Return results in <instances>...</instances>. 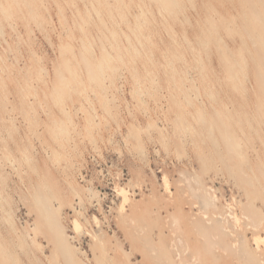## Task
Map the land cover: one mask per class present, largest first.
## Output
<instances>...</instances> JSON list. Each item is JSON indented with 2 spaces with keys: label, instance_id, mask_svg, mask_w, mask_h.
I'll return each instance as SVG.
<instances>
[{
  "label": "rangeland",
  "instance_id": "1",
  "mask_svg": "<svg viewBox=\"0 0 264 264\" xmlns=\"http://www.w3.org/2000/svg\"><path fill=\"white\" fill-rule=\"evenodd\" d=\"M0 202V264H264V0H0Z\"/></svg>",
  "mask_w": 264,
  "mask_h": 264
},
{
  "label": "bare ground",
  "instance_id": "2",
  "mask_svg": "<svg viewBox=\"0 0 264 264\" xmlns=\"http://www.w3.org/2000/svg\"><path fill=\"white\" fill-rule=\"evenodd\" d=\"M142 10V9H141ZM128 42H129V40H128ZM140 52V51H139ZM153 55V54H152ZM192 55H194V54H192ZM106 62V61H105ZM171 63V62H170ZM107 65H108V63H107ZM109 66V65H108ZM111 67V66H110ZM262 67V66H261ZM100 70H101V68H100ZM108 74V73H107ZM261 76V75H260ZM98 77V76H97ZM262 77V76H261ZM260 77V78H261ZM103 84H105V83H103ZM136 92H138V90H136ZM93 93V92H92ZM139 93V92H138ZM95 95V94H94ZM59 98V97H58ZM105 102V101H104ZM104 102H103V105H104ZM60 107V106H59ZM105 108V107H104ZM92 109H94V108H92ZM201 117H202V115H201ZM96 121V120H95ZM59 137V136H58ZM94 142V141H93ZM9 160V159H8ZM13 164V163H12ZM124 191H125V189H124ZM129 191V190H128ZM136 192V191H135ZM118 199V198H117ZM205 199V198H204ZM127 200V199H126ZM206 200V199H205ZM81 202V201H80ZM204 202V201H203ZM210 202V201H209ZM0 203H2V202H0ZM83 204V203H82ZM210 204V203H209ZM122 207V206H121ZM2 209V208H1ZM6 209V208H5ZM125 209H127V208H125ZM6 212V211H5ZM256 213V212H255ZM80 214V213H79ZM122 214V213H121ZM209 214V213H208ZM7 215H8V213H7ZM209 216V215H208ZM9 217H10V215H9ZM12 218V217H11ZM210 220H212V219H210ZM174 221H176V220H174ZM212 222V221H211ZM224 222V221H223ZM215 224V223H214ZM225 224V223H224ZM77 225V227H78V224H76ZM173 225V224H172ZM174 226V225H173ZM187 226V225H186ZM215 226V225H214ZM12 227V226H11ZM76 229V228H75ZM255 236V235H254ZM264 238V237H263ZM262 238V239H263ZM259 240H260V238H258ZM259 240H258V244H260L259 243ZM245 241H246V239H245ZM261 241V240H260ZM38 242V241H37ZM261 245V244H260ZM2 256V255H1Z\"/></svg>",
  "mask_w": 264,
  "mask_h": 264
}]
</instances>
